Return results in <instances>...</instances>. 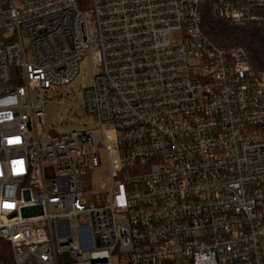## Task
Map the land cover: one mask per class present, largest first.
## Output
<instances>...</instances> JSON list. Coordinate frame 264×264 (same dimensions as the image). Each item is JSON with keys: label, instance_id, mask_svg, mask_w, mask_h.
<instances>
[{"label": "built area", "instance_id": "1", "mask_svg": "<svg viewBox=\"0 0 264 264\" xmlns=\"http://www.w3.org/2000/svg\"><path fill=\"white\" fill-rule=\"evenodd\" d=\"M89 2L0 0V264H264V71L202 29L264 0ZM86 59L97 130L58 133L44 92Z\"/></svg>", "mask_w": 264, "mask_h": 264}, {"label": "rangeland", "instance_id": "2", "mask_svg": "<svg viewBox=\"0 0 264 264\" xmlns=\"http://www.w3.org/2000/svg\"><path fill=\"white\" fill-rule=\"evenodd\" d=\"M90 3V2H89ZM89 7V6H88ZM93 71L90 60L81 63V70L69 89L72 93L67 98L61 96V90L51 89L44 92L47 100L44 113L47 126L58 133H69L72 131L94 132L97 130L96 120L87 114L85 110V99L83 89L92 83ZM85 199L88 202L98 204V198L107 201L111 188V177L109 164L105 155H100V165L90 175L83 179ZM113 264L119 261L115 257Z\"/></svg>", "mask_w": 264, "mask_h": 264}, {"label": "trees", "instance_id": "3", "mask_svg": "<svg viewBox=\"0 0 264 264\" xmlns=\"http://www.w3.org/2000/svg\"><path fill=\"white\" fill-rule=\"evenodd\" d=\"M78 1L83 9L88 8L89 0ZM202 29L220 48L244 49L253 67L264 71V21L251 27H235L208 9L202 17Z\"/></svg>", "mask_w": 264, "mask_h": 264}]
</instances>
